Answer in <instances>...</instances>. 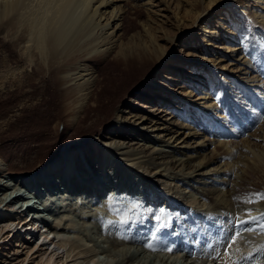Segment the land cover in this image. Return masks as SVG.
<instances>
[{
	"label": "bare ground",
	"instance_id": "obj_1",
	"mask_svg": "<svg viewBox=\"0 0 264 264\" xmlns=\"http://www.w3.org/2000/svg\"><path fill=\"white\" fill-rule=\"evenodd\" d=\"M34 1L0 0V26L8 34L7 39L12 46H22L17 60H20L18 66L21 70H24V66L28 68L24 70V76L31 78L36 74L54 80L47 108L41 110V118L33 119L36 121L28 125L27 128L33 132L26 142L19 143L23 148L22 154H33L30 157L19 154L17 158L9 159L0 152V264H93L98 255L86 257L87 252H80L82 247L75 251L78 244L72 241L70 248H67L71 236H68L69 240L62 237L70 229L76 231L80 221L82 228L87 229L90 221L87 220L90 218L93 219L90 224L108 233L106 238L109 240L106 242L109 241L112 246L122 244L127 248L130 242L144 240L145 225L143 223L140 227V221L134 230L128 225V228L125 226L127 229L121 225L115 229L112 225L125 218L127 209L134 208L132 205L140 201L141 195H124L129 208L123 209L115 201L116 190H109L107 196L101 195L110 188L106 180V188L101 187L103 184L99 181L88 188L72 175V169L60 167V172L53 166L69 155L83 173L88 167L94 169L93 172H99L103 169L102 154L106 151L115 155L125 166L139 169L156 184V197L162 200L159 206L170 212L178 224L187 230V234L192 230L197 232V237L212 240L213 248L223 253L224 249L215 243L221 231L213 230L236 222L237 218L245 220L264 216V200L250 203L247 201L257 199L242 197L237 192L248 171L260 167L259 158L262 155L260 157L251 145L253 140H261L258 134L251 133L241 141H232L238 131L227 125L226 114L217 109L219 103H213L211 91H206L220 88L231 98L232 93L240 94L237 89H241L243 94L254 95L253 100L263 98L261 91L264 90V82L255 73L238 37L241 28L236 20L240 19L241 8L237 7L235 11L231 9L234 8L232 4L239 0H215V6H232L229 8V19L225 20L226 24L232 22L229 27L223 24L215 27L211 15L204 19L206 23L201 36L196 29L182 32L180 37L187 35L191 41L199 37L202 48L198 54L181 38L169 40L171 48L164 51L152 40L149 30L141 22L140 31L130 29L134 17L130 19L127 8H142L147 4L146 0L145 3L140 0ZM252 2L256 3L252 6L257 7V10H252L253 17L264 25V0ZM233 16L235 18L232 19ZM178 45L187 47L182 55V65L175 62L166 64L177 54L172 49ZM149 65L151 68L146 72ZM188 66H192L193 73ZM135 70L143 74L142 80L133 89H128L130 81L137 75ZM188 73L192 76L188 77ZM10 77H13L12 74ZM181 78L186 83H182ZM120 96L121 100L118 99ZM237 99H240V95ZM18 110H21L20 106L8 116L12 119L9 122L16 120L15 116L22 111ZM184 110L188 113L197 111L201 116L204 113V118H210L208 120L212 121L213 128L207 130L212 128V136L204 132L206 129H197L192 124L195 122L193 118H184ZM192 116L196 118L195 114ZM9 124L0 125V137L4 136ZM62 127L74 130L75 134L87 131L67 141L49 161H44L30 173L14 172L17 166L23 168L28 163L34 165L41 159L45 155L46 141L51 134L60 132ZM76 145L83 148L82 158ZM69 159L64 160H67V165ZM66 174H69V180H65ZM42 175L46 178L42 179ZM15 176H22L20 178L24 181L17 183L19 186L16 184L17 188L13 190L11 183L4 179ZM24 187L29 188L24 190ZM22 190H30V194L36 191V197L44 196L45 208L51 209L48 210L49 214L54 215H51L54 217L50 223L51 230H44V221L36 214L40 211L34 210L33 204L27 200L23 201L25 203L19 201L18 191ZM104 210L106 219L98 222ZM86 217L89 218L85 220ZM20 225V229L36 226L41 231L39 237L43 242L33 245L28 241L30 232L24 238L21 230L9 239V234ZM206 230L211 232L210 236ZM115 231L118 235L113 236ZM124 235L129 238L122 239ZM262 246L264 233L259 230L244 232L243 238L233 246L232 259L253 257ZM207 250L210 252L204 257L193 253V262L224 264V260L214 259L212 248L207 247ZM123 251L117 253L115 264H156L142 252L130 254ZM256 253L258 255L259 251ZM82 254L84 257H79ZM107 254L110 256L109 252ZM159 258V263L169 264L163 257ZM182 264L187 263L183 261Z\"/></svg>",
	"mask_w": 264,
	"mask_h": 264
},
{
	"label": "rangeland",
	"instance_id": "obj_2",
	"mask_svg": "<svg viewBox=\"0 0 264 264\" xmlns=\"http://www.w3.org/2000/svg\"><path fill=\"white\" fill-rule=\"evenodd\" d=\"M37 1L35 0L34 3ZM39 1H41V0H39ZM140 1L145 3L144 0H140ZM146 2H147V4L144 5L142 8H138V9L136 8L133 10L132 9L130 10L129 7L127 8V12H128L127 15L130 17V19L132 17H134V19H131L132 24H131L130 29H133L134 31H140L141 26H140L139 22H141L142 26H146L147 29L149 30V33H150L152 40L155 41V43L157 45H160L161 47H163L164 51L171 48L170 46L172 45V43H169V40H171L173 38H175V40L181 38V40L187 42L189 46L193 47V51L197 54L200 53L199 50L202 48L201 43L198 42L199 37H195L191 41L189 39V36H187V35L180 37L182 32L187 31V30L196 29L197 34L199 36H201L200 34L203 31L202 27L206 23V22H204V19L211 16V15L213 16L212 19H213V24L215 25V27H216V25L219 26V24H223L224 27H229V25L232 22L227 23V24L225 23V20L229 19L228 18L229 8L234 6V8L233 7L231 8L234 11L237 9V7L241 8L242 13H241L240 19L236 20V22L239 23V26L242 30V31L240 30V32H239L240 34L238 36L240 39V42H241L240 45L242 46V48H244L245 54H246V56H248L247 58L249 59V61L251 60V64H252L253 68L255 69V73L258 75V78H260L261 81L264 82V25L262 23L259 24V22H257L256 19L253 17V11L252 10H257V7H253L254 5H256V3H253L252 0H239L237 3L235 2L234 5L232 4L231 7L230 6H227V7L215 6L216 2H217L215 0L210 1V2H209V0H207V1H205V0H203V1L202 0H146ZM233 18H235V16H233L232 19ZM2 29L3 28L0 26V125H5V124L8 125L9 123L10 124L6 128L7 130L6 129L4 130V136L0 137V152L3 153V155L6 158L9 157V159H13L17 155L22 154L21 149H23V148L19 143L20 142L21 143L26 142V140L28 139L27 137H29L30 134L33 132V130H30L29 128H27L28 125H30V124H32V122L38 120V118H41V113H40L41 110L47 108V103H49V101L51 99V94H52V87L51 86H52V83H54V80L51 78L39 77L36 74H33L31 76V78H27L26 75L24 76L23 72H24V70L26 71L28 68H26L24 66V70H21L22 68L18 66L20 64V60H19V62L17 60V59H19L18 57H19V54L22 50V46L21 47H20V45L17 46V44L15 46L14 45L12 46L10 44L9 40L7 39L8 34H6L5 31ZM243 44H245V45H243ZM21 45H23V44H21ZM19 48H21V49H19ZM186 49H187V47L183 46V45H178L176 47V49H172L173 53H177V54H175L173 56L174 58H172L171 60L166 61V64H169L171 62H175L177 65H182V62H183L182 61V55L185 53ZM200 55L201 54H199L198 56L200 57ZM13 67H15V68L12 69ZM190 67H192V66H188V68H190ZM150 68H151V66L149 65V68L146 70V72H148ZM11 71L15 74L13 75V73ZM190 71L192 72V68H190ZM21 72L23 73V76H22ZM135 72H137V70H135ZM11 74L13 77H10ZM184 74H186V73H184ZM142 76H143V74H140L139 72H137V75L130 81L128 89H133L134 86H137L141 82ZM187 76L191 77L192 75L188 73ZM20 77H23V79ZM157 78L160 79L159 77H157ZM181 81H182V83L185 82L183 80V78H181ZM187 81H189V80H187ZM193 85H195V84H193ZM3 89L4 90L6 89V91L8 90L7 93H5L6 91L3 92L4 91ZM237 90L238 91L240 90V92H239L240 94H238L236 92L232 93L233 97L230 98V96H228L226 94V92L221 90L220 88L219 89L215 88V90H213V89L207 90L206 89L207 92L211 91V93L213 94L212 95V96H214L213 103H216V102L219 103V106H218V104L216 105V107L218 106L217 109L220 110V112L223 113L224 115L225 114L227 115V116L225 115V119H228L227 122H229V123H227V125H229L232 129L238 131L236 134V138L233 137L231 140L232 141H238V140L241 141V139H243V137L247 138V137H249V134H251V133L258 134V136L260 138L259 140H261V141L253 140L251 146H252V148L255 149L256 153L260 157L262 155V158H264V156H263L264 155V103H262V102H264V101H262V100H264V95H263L264 90L262 89V91H261V95L263 96V98L261 99V98L257 97L256 98L257 100L252 99L253 98L252 96H254V95H251L249 93H247V95H246L245 93L243 94L241 89H237ZM239 95H240V99L238 100L237 97L239 98ZM248 96L250 98H248ZM121 98H122L121 96L118 97L119 100H121ZM243 99H245L246 101H243ZM239 101H240V103H239ZM247 101H248V103H247ZM259 101H261V103ZM175 103L177 104L176 100H175ZM250 104H252V105H250ZM19 106H20V109L22 111L18 110L21 112L19 113L18 116H15L16 120L9 122L12 119H11V117L8 118V116H10L11 113L15 112V109H17ZM245 106H246V108H245ZM185 114H186V116H185ZM194 114L196 115V118H194L195 116L194 117L192 116ZM198 115L201 116V114H198L197 111L188 113V112H186V110H184L182 112V116L184 118L185 117L187 118L188 116H189L188 118H190V119L193 118L195 122L192 124L194 126L196 125V128L201 130V131L202 130L204 131L206 129V131H208V132H206V131H204V132L207 133V135L209 137H211L212 136L211 133L213 132V130L210 131L213 128L212 127L213 123H212V121H210L211 119L208 117H206L207 119L204 118L203 117L204 113H202L201 118ZM35 118H36V120H33ZM6 119H7V121H6ZM208 119H210V120H208ZM206 120L210 121V123L209 122L207 123ZM232 124H234V125H232ZM12 126H14V127H12ZM233 126H235V127H233ZM209 127H212V128L210 130H207ZM10 128H12V129H10ZM26 129H28V130H26ZM60 130H61L60 132L58 131V133H56L54 135L51 134L50 139H48L46 141V149L44 150L45 155L41 156V159H39L36 163L34 162V165L27 162L28 164L23 168H21L20 166H17L16 168L13 169L14 172L15 173L20 172L21 174L30 173L38 165H41V164L49 161L53 155H55L59 152L61 147L65 143H67V141H69L70 139L77 137L79 135H84V133H86V131H87V130H85V131L83 130L79 134H75L74 130L67 129L66 127H62ZM21 135H22V137H21ZM76 148H77V151H79V156H81V158H82V156H83L82 155V153H83L82 149L83 148H81L80 145H76ZM32 154L33 153H30V152L29 153L24 152V154H22V155H24L25 157L26 156L30 157ZM36 155H38V154H36ZM68 156L69 155L65 156V159L70 158L69 159L70 161H68L70 163H68L66 168H69L68 170L72 169L71 170L72 175H74L76 177V179L79 181V183L90 188V187H93L99 181L100 184H103L101 187L106 188V184L104 183V181L106 180L110 184L109 185L110 188L108 190H105V192L101 195L107 196V193L109 192V190H111V189L113 191L116 190L115 194L117 196H115V201H116L117 205L120 204L123 207V209L129 208V207H127L128 203L125 202L127 200L124 199V195H126V194H129L128 196H132V195L136 196L138 194L141 195V198H139L140 201H138V202L136 201V203L142 204V207H140V209H135V208L127 209L126 213H127L128 217L134 218V222L130 221V223L128 225V227L130 229L134 230L139 226L138 224L141 223L142 224V225H140V227H141V226H143V223H144V225H145L144 230L146 233V237L144 238V240L146 241L147 238L149 237L148 235L149 234L151 235L155 231V224H156L155 216L158 215L161 210L167 211L165 208L162 209L161 206H159V205H161L160 203L162 202V200L161 199L159 200L156 197L157 196L156 195V184L154 182H152L148 178V176L145 173H143L142 171H140L139 169H137V168L134 169L132 167L125 166L122 162H120L119 159H117L115 157V155L111 154L109 151H106L104 154H102L103 157L102 156L101 157L103 158V169L101 171L99 170V172L95 171L96 173L93 172L94 169H90L89 167L88 168L85 167L86 170H85V173H83V171L80 168H77V165L72 160V158L68 157ZM262 158H259L260 159L259 169L249 170L247 175L245 176V178L243 179V181L239 185L237 192H238V194H240V196L255 200V199H257V196L255 194L264 193V159H262ZM65 159H63L62 162H60V163L53 164V166H55L54 168H57L61 172L60 167L65 168V167H63V164L66 163V161H67L66 160L64 162ZM65 173H67V172H65ZM68 175L69 174H66V176L64 177L65 180H69ZM20 177H22V176H15L12 179L9 177H5L4 181H6L7 183H11V187H13L12 189L14 190L17 188V187H15V185L17 183H21L22 181H24L23 178H20ZM91 177H92V179H91ZM104 177H106V178H104ZM17 186H19V185L17 184ZM26 188L27 187H24V190H26ZM22 191H18V194L20 195L18 198L19 201H22V202L25 201L26 202V200H27L28 203L33 204V207L32 206L31 207L34 210L40 211L36 214L39 215L40 219L44 221V224H45L44 230H48V229L51 230L50 229L51 228L50 223H52L54 221V219H53L54 217H52L54 215L49 214L50 212L48 210L51 211V209H49L47 207L45 208L44 196L43 197L34 196V192H36V191L31 192V194L29 192L30 190H28L26 192L23 191L24 193ZM45 197L47 198V196H45ZM48 200H49V198H48ZM119 200H121V201H119ZM25 202H23V203H25ZM125 205H126V207H125ZM103 212L104 213H100V216H99L100 219L98 220V222H102L104 219H106L105 218L107 215V214H105L106 210H104ZM55 213H57V212H55ZM103 215H104V217H103ZM88 218L89 217H86L85 220H87ZM28 219H30V218H28ZM87 221H89L87 229L85 227L82 228L83 226L80 223L82 221H80L79 226L78 225L76 226V228H77L76 231L73 229H70L69 232L63 234L62 237H65V239L69 240L68 236H71V238L69 240V245H67V248H70V245H72L71 243L74 242V244H76V245L78 244V247L76 248L75 251H79L80 248L82 247L80 252L82 251L83 254H85V252H87L85 255L86 257L94 255V254L98 255L96 258H97V260L98 259L99 260L98 261L96 260V262H94L93 264H115L117 261V258H116L117 253H121L123 251V249L128 251V253H130V254H135V253L138 254V252H142V254L144 253V255H147V256L149 255L150 256L149 259L153 263H156V264H162V263H159V261H160L159 257H163L164 259H166L168 261L167 263H169V264H171V263L182 264L183 261H184V263H187V264H188V262L190 264L191 263L195 264L196 262L194 263L193 259H192L193 253L197 254V256H203L204 257L206 254H208L210 252L209 250H207V247L205 246L206 242H208L206 237H203V236L197 237V234H196L197 232H195L193 230L190 232L188 231V234H187V230L178 224V222L174 216L172 217V224L169 226V228L166 230H163L164 236L167 237V242H166V244L158 245V247L161 249L159 251L148 250L145 246H143L145 244L144 240H142L140 242L137 241L134 243L130 242V244H128L129 246H127V248H124L122 244H121V246L120 245L118 246V244L115 246L114 245L112 246L109 241L106 242V240H109L108 238H106L107 232L105 230L103 231V229L101 227H100L101 228L100 229V228L94 227L92 224H90L93 221V219L90 218ZM135 221H137V222H135ZM139 221H140V223H139ZM118 222L119 221H115V223H117V224H114V223L112 224V225H114L113 227L115 229L120 227V224ZM133 223H134V225H133ZM84 224H86V223H84ZM116 225H117V227H116ZM29 226H30L29 228L20 229V227H21V225H20L19 228H16L15 232L12 231L11 235L9 234V239L13 238V235L16 234L19 230H21L24 238L27 236L26 233L30 232L28 234V241L30 240L33 245H36V243L41 244V242H43V239H41V237H39V235H40L39 233H41V231L38 228H36V226H35L34 231L35 232L38 231L37 235L39 237V240L37 242H34L33 237L31 236L32 235V233H31L32 226L31 225H29ZM123 227L125 229L128 228L127 226H126L127 228L125 226H123ZM131 227H133V228H131ZM78 229H82V230H78ZM130 229H128V230H130ZM218 230L220 231V229L213 230V231H218ZM151 231H152V233H151ZM110 233H112V232H110ZM210 233L211 232H208L207 235L210 236ZM112 234H113V236L118 235L116 233V231ZM74 235H78L79 237L78 236L74 237ZM72 236H73V238H72ZM174 243H176V245ZM133 244H135V245H133ZM139 245H140V247H139ZM185 245H187L186 248H185ZM168 246L173 247L174 251L172 253H169L166 250H164ZM108 247L111 250L108 251V249H109ZM137 247H139V249ZM183 247L187 250H185ZM106 248H107V250H106ZM104 249H105V251H104ZM176 249H178V250H176ZM110 251H112V252L110 253ZM132 251H133V253H132ZM175 251L176 252L178 251V252L175 253ZM107 252H109L110 256L107 254ZM189 252H191V253H189ZM256 252L254 253L253 257H251V259H249V260H244V258H243L242 264H250L251 261H254L255 264H264V255L263 254L260 255V253H262V252L259 251V254H258L259 256H258ZM98 253H100V255ZM181 254H184V255H181ZM245 254H247V253H245ZM82 255H79V257H81V258L84 257V255L83 256ZM112 255H115V257H113ZM180 256H183V257H180ZM117 257H118V255H117ZM188 257H189V259H187ZM245 257H246V255H245ZM164 259H163V261H164ZM258 261H259V263H258Z\"/></svg>",
	"mask_w": 264,
	"mask_h": 264
},
{
	"label": "snow or ice",
	"instance_id": "obj_3",
	"mask_svg": "<svg viewBox=\"0 0 264 264\" xmlns=\"http://www.w3.org/2000/svg\"><path fill=\"white\" fill-rule=\"evenodd\" d=\"M257 196L256 201L249 200L247 202H258L259 200H264V193H257L255 194ZM134 208H140L142 207V204L135 203L132 205ZM126 218L119 221V224L121 226H127L129 225L130 221L134 222L133 217H128L127 213L124 214ZM155 231L147 238L145 242V247L150 251H159L161 250L158 245L166 244L167 237L164 236L163 230H166L169 228V226L172 224V215L170 212H166L161 210L158 215L155 216ZM109 223H112L109 221ZM259 230L260 232L264 233V216L261 217H250L249 219L240 220L237 218L236 222H232L229 225H222L221 226V235L220 237L215 241L217 245L222 247L224 249L223 253L216 251L215 248H213V241L209 240L205 246L208 248H212V250L215 252L214 259H221L224 260V264H242L241 259H232L233 253L232 249L233 246H235L239 239L243 238L244 232H255ZM122 239H128V235H124L121 237ZM164 250H166L169 253H172L174 251L173 247L168 246ZM257 251L264 252V246H262ZM227 257L228 259H225ZM251 259V256L244 258V260ZM255 264V262H253Z\"/></svg>",
	"mask_w": 264,
	"mask_h": 264
}]
</instances>
